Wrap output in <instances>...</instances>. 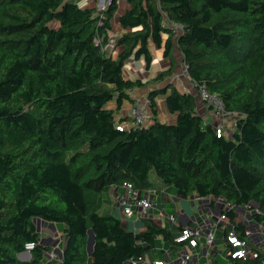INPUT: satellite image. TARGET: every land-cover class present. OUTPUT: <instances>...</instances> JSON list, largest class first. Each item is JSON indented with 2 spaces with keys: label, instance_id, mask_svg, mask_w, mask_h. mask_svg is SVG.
<instances>
[{
  "label": "trees",
  "instance_id": "1",
  "mask_svg": "<svg viewBox=\"0 0 264 264\" xmlns=\"http://www.w3.org/2000/svg\"><path fill=\"white\" fill-rule=\"evenodd\" d=\"M80 2L0 0V264H54L38 220L67 227L61 264H132L158 240L178 247L177 232L152 219L134 233L102 215L125 184L210 200L232 220L248 205L264 214V0H111L105 11ZM122 2L130 9L112 49ZM151 44L171 69L147 84L126 79L131 60L151 69ZM176 50L196 89L239 117L231 135L219 138L198 114V98L165 84ZM150 85H164L148 95L153 124L119 131L130 122L119 115L134 104L131 93ZM159 97L175 124L160 120ZM237 232L246 238L247 225ZM31 243V260H20ZM258 253L233 264H264Z\"/></svg>",
  "mask_w": 264,
  "mask_h": 264
},
{
  "label": "built area",
  "instance_id": "2",
  "mask_svg": "<svg viewBox=\"0 0 264 264\" xmlns=\"http://www.w3.org/2000/svg\"><path fill=\"white\" fill-rule=\"evenodd\" d=\"M95 0H82L80 2L81 8H91L94 5ZM98 7L103 8L102 11L107 9V6L111 0H97ZM99 9V8H98ZM177 28V27H174ZM112 36V44L110 47L114 49V39ZM187 74V69H186ZM196 90L197 98L207 106L210 110V114L216 120L215 131L219 138L228 135V129L234 128L235 123L238 120V116L227 113L226 108L222 100L217 96L207 91L206 88L196 89L197 87L193 83ZM128 118L129 123L123 124L118 128L119 131H132L137 129L149 128L153 124V116L151 112L149 100H137L131 107ZM233 131V129H232ZM229 136V135H228ZM121 189L125 191L124 195H121L118 188H114L113 194L116 201V206L120 212L119 219L124 226L128 225L136 219L142 220L143 218H149L150 213L154 208L152 203V196H155L154 192H141L135 190L131 184H125ZM162 198L165 205L173 204V197L166 192H162ZM210 200L198 199V207L201 204ZM229 212L234 210V207L228 206L226 208ZM236 219L232 220L227 213L220 214L216 217L215 222L207 225L197 223L195 228H184L181 230L176 216L171 215L167 217V220L175 227L180 228L175 239V245L180 248H187L188 252H180L177 258H171L168 261H156L154 264H233V261H255L259 258L258 250L264 251V214L258 207L254 205H248L241 209H236ZM250 215L253 217V221L250 219ZM254 216L262 219L258 222ZM256 223V232H251L249 225ZM239 225H247L246 238H240L237 232ZM208 226V231L205 232V228ZM223 233L226 236L224 240L225 252L221 253L216 251L215 244L218 239V234ZM36 248V245L31 243L26 245V253H32ZM51 261H57L58 257L56 251H53L50 255ZM217 257L219 263L214 262V258ZM147 259H140L133 261L132 264H147Z\"/></svg>",
  "mask_w": 264,
  "mask_h": 264
},
{
  "label": "crops",
  "instance_id": "3",
  "mask_svg": "<svg viewBox=\"0 0 264 264\" xmlns=\"http://www.w3.org/2000/svg\"><path fill=\"white\" fill-rule=\"evenodd\" d=\"M82 1V0H81ZM124 8L123 12H120L121 14H117L119 15V17L117 16V22H115V24H113V34L112 36L118 37L120 35H122L124 33V31L122 30L121 26H120V17L123 16L126 12L129 11L130 6L127 2H122L120 4V8ZM91 8H97L98 9V2L97 0H95L94 5ZM165 40H168V36L164 37ZM150 51L152 53L153 56V65L151 67V69L149 71H147L146 69V64H145V60H141V61H135V60H131L128 65L125 68V78L131 81H142L144 84H147L149 81L156 79L160 73L162 72H167L171 69V61L167 60L164 58V50H159L158 48H156L153 44H151V48ZM119 54V50H117L115 52V56H117ZM174 60H175V64H176V69L174 72V75L167 80V82L165 84H174L176 86V88L179 90V92L184 93V94H191L197 97L196 94V90L194 88L193 82L189 79L188 75L186 74V70H185V75L183 76H178L181 71V68L186 69V65L183 61V57L182 55L179 53L178 50L175 51L174 53ZM180 70V71H179ZM128 76V77H127ZM164 85H150L145 89H137L135 91H133L131 93V97L134 100V102H136L137 100H147L149 98V93L152 90L158 89V88H162ZM157 103H158V107H159V118L163 123L166 124H174L177 121V118L175 116L172 115H166L162 116V113H160V107L161 105H165L166 107V97H159L157 99ZM133 104H126L121 112L119 117H128L129 116V112L131 110ZM111 109L116 110V105L112 104L111 105ZM167 109V107H166ZM168 111V109H167ZM169 113V112H168ZM198 114L203 118V120L208 123L211 124L213 126L216 125V120L214 119V117L210 114V110L207 108L206 105H204L199 99H198ZM161 115V117H160ZM162 192H166L167 194H171V196L173 197V204L171 205H165L164 204V199L162 198L161 194L157 197L152 196L151 200L152 203L154 205L153 210L150 213V217L148 219H152L153 222L159 226V227H167L170 231L173 232H180V228H195L197 223H201L203 224L204 222L207 223V225L209 226L210 224H212L213 222H215L216 217L219 216V211L218 209L212 208L209 205V202L206 201L205 203L201 204V207H198V199L196 197H191L188 199L185 198H181L179 196H177L176 194L172 193V191L170 189H164V191ZM119 193L121 195L125 194V191L123 189L119 190ZM112 197L114 198V194H112ZM114 216L118 217L120 216V212L116 206V208H114ZM174 215L177 218V221L179 223V227H175L173 224H171L168 220L167 217ZM143 221V222H142ZM137 220L130 223L128 225V229L134 233L136 232H141V231H145V226H144V222L146 220ZM44 223V222H42ZM43 226L46 224H42ZM208 226L205 228V232L208 231ZM50 230L53 229L52 227L53 224H49L47 226ZM57 227V232L56 235L54 234V238L55 240H52V238L45 240L47 241V244L52 246L53 248H56L58 246V243H56L57 239L62 238L64 239V228H61L59 225L56 226ZM60 236V237H59ZM63 244L60 245V249H62ZM176 248V247H175ZM180 248V247H177ZM182 251L179 252H188L189 250L187 248H181ZM58 251L56 252L57 255ZM32 257V256H31ZM170 258L167 257L163 260L160 261H168ZM172 258V257H171ZM170 258V259H171ZM177 258V257H176ZM58 259H60V257L58 256Z\"/></svg>",
  "mask_w": 264,
  "mask_h": 264
},
{
  "label": "rangeland",
  "instance_id": "4",
  "mask_svg": "<svg viewBox=\"0 0 264 264\" xmlns=\"http://www.w3.org/2000/svg\"><path fill=\"white\" fill-rule=\"evenodd\" d=\"M99 9V11H102L103 10V8L101 7V6H99L98 7ZM121 9V12H123V7L122 8H120ZM121 12H120V10H119V14H121ZM118 17H119V15H117ZM115 22H117V17L115 18V20H114V22H113V24H115ZM185 67L184 68H181V71H180V73L181 74H179L178 76H183V75H185ZM128 77V76H127ZM160 113H162V116H165V114L166 115H169V113H168V111H167V109H166V107H165V105L163 106V105H161V107H160ZM160 117H161V115H160ZM175 124V123H174ZM232 127H230L229 129H228V135H231L232 134ZM151 180L153 181V182H158V177L155 175V173H152L151 174ZM168 195H171V194H169L168 193ZM174 197V196H173ZM241 209V208H240ZM108 213H110V214H112V215H114V210L113 209H109V208H107L105 211L103 210V212H102V215H108ZM148 218H143L142 220H147ZM250 219L252 220L253 219V217H252V215H250ZM141 220V221H142ZM253 221V220H252ZM43 221H41V220H38L37 221V223H38V226H39V228H40V231H41V237H42V239H44V240H47L48 241V239H50V238H52V240H55V238H54V234L53 233H55V235H56V232H57V227L56 226H58V225H53L54 227H52L53 229H49L47 226L49 225L48 223H42ZM143 222V221H142ZM42 224H46V227H45V225L43 226ZM61 228H64V239H62V238H59V239H57V241H56V243H58V246L56 247V252L58 251V253H57V257L59 256L60 257V259H57V261H53L54 262V264H61L62 263V259H63V252H64V250H65V248L67 247V243H68V237H67V227L65 226V225H59ZM257 225H256V223L255 224H253V225H249V228H251V232H256V227ZM60 237V236H59ZM92 239H93V241H94V237H93V234H92ZM224 240H225V236H224V234L221 232V233H219L218 234V239H217V242H216V244H215V247H216V251L217 252H219V253H221L222 251H224L225 252V249H224V247H222L223 246V244H224ZM61 244H63V246H62V249H60L59 247H60V245ZM165 251V252H164ZM179 251H182V249L181 248H174V249H171V246L170 245H166L162 240H158V245H157V248H156V250H154V251H152V252H150L148 255H147V260L148 261H160V260H163V259H165V258H167V257H169L170 256V258L172 257V258H176V257H178L179 255H180V252ZM169 258V259H170Z\"/></svg>",
  "mask_w": 264,
  "mask_h": 264
},
{
  "label": "water",
  "instance_id": "5",
  "mask_svg": "<svg viewBox=\"0 0 264 264\" xmlns=\"http://www.w3.org/2000/svg\"><path fill=\"white\" fill-rule=\"evenodd\" d=\"M20 260L22 261H30L31 260V254L30 253H25L20 256Z\"/></svg>",
  "mask_w": 264,
  "mask_h": 264
}]
</instances>
